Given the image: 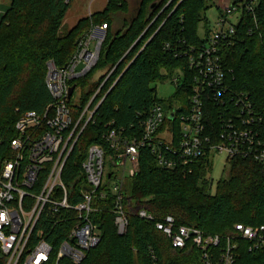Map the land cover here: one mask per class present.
I'll use <instances>...</instances> for the list:
<instances>
[{"label": "trees", "instance_id": "16d2710c", "mask_svg": "<svg viewBox=\"0 0 264 264\" xmlns=\"http://www.w3.org/2000/svg\"><path fill=\"white\" fill-rule=\"evenodd\" d=\"M71 2L12 0L0 19V159L12 155L9 145L16 137L15 123L20 116L27 111L42 112L52 102L45 82L48 62L64 67L75 53L78 40L91 28L101 22L108 29L117 14L129 11L127 0H107L101 11L80 18L67 32H62ZM231 3L238 7L235 34L229 41L221 42L219 54L230 73L227 84L234 91L249 94L260 118L257 133L264 144V0L258 1L254 12H247L241 0ZM208 7L206 0H140L134 15L124 21V28L106 31L96 65L69 82L80 92L76 103L73 97L68 103L75 120L88 104L89 110L94 111L62 172L70 203L80 202L79 189L85 182L82 163L88 147L98 144L110 154L104 136L112 127L123 128L127 135L140 133V122L153 104L160 103L153 83L181 71L183 83L176 86L173 100L176 104L187 103L192 72L186 53L190 47L204 44L210 33L205 16ZM201 23H204L203 37L198 34ZM97 73L100 74L94 80ZM206 104L209 126L216 131L219 122L216 103L211 100ZM87 117L81 119L78 130ZM156 158L148 146L139 148L138 171L129 178L130 186L125 183L123 209L128 223L123 235L117 233L114 223V198L107 184L102 186L100 190L107 194L94 199L90 216L99 229L100 240L80 264H203L198 249L173 248L170 240L156 229L155 222L167 215L173 216L179 226L197 228L222 239L236 223L264 225L261 164L247 158H225L228 175L214 181L209 176L212 161L208 155L196 160L190 168L173 170L158 166ZM141 210L154 220L139 217ZM73 215L74 212L65 211L54 216V222L49 224L52 216L43 214L40 221L43 225L38 226L53 248L51 260L46 264H55L57 246L67 237ZM239 244L235 264H264V248L251 253L246 242ZM223 245L221 240L218 247L209 249L213 259ZM5 262L0 254V264ZM59 264L73 263L62 259Z\"/></svg>", "mask_w": 264, "mask_h": 264}, {"label": "built area", "instance_id": "2783aa9c", "mask_svg": "<svg viewBox=\"0 0 264 264\" xmlns=\"http://www.w3.org/2000/svg\"><path fill=\"white\" fill-rule=\"evenodd\" d=\"M258 1L241 0V6L247 12H254ZM237 11L238 7L228 0L205 43L187 50L192 80L186 104L178 103L167 110L161 102L153 104L140 122L138 135L134 132L127 135L123 128H110L104 136L110 154L98 144L88 147L82 163L85 182L79 189L80 202L77 204L69 202L62 172L94 111L89 110L88 104L75 120L68 104L74 94L68 100L69 82L85 75L96 65L107 26H95L83 35L64 67L48 62L45 82L52 102L42 112L27 111L20 116L15 123L16 137L9 145L12 155L0 159V254L6 260L5 264L49 262L53 248L43 238V230L38 224L44 213L52 216L49 222L52 224L54 216L65 211L74 212L73 223L67 237L57 246L55 264L62 259L80 264L100 240L99 229L90 216L94 211V199L107 194V191L100 190L104 184L114 198L117 233L123 235L128 223L123 209L125 180L136 175L139 148L145 145L157 157L158 166L168 170L190 168L196 160L213 154L227 159L247 158L264 166V144L257 133L260 118L249 94L234 91L227 84L230 73L222 65L219 54L221 42L229 41L235 34L237 20L233 21L232 16ZM177 72L179 75L173 77L172 82L178 87L183 83L180 82L183 74ZM211 100L216 103L219 118L216 131L207 120L206 103ZM86 116L85 124L78 130L81 119ZM173 123H176L177 131ZM106 158L117 169V174L114 171L106 173ZM137 215L154 220L144 210ZM61 219L65 218L61 216ZM155 227L170 240L173 248L190 246L198 249L203 264H235L240 241L246 242L247 251L251 253L264 248V225L236 223L223 239L218 235H206L197 228L179 226L171 215L155 222ZM221 240L224 245L213 259L209 249L218 247Z\"/></svg>", "mask_w": 264, "mask_h": 264}, {"label": "rangeland", "instance_id": "374dc122", "mask_svg": "<svg viewBox=\"0 0 264 264\" xmlns=\"http://www.w3.org/2000/svg\"><path fill=\"white\" fill-rule=\"evenodd\" d=\"M140 0H127L129 11L127 14H117L115 18L114 23L112 26L103 32V34H106V31L108 32H115L117 30H120L124 25V21L128 22L129 19L134 15L135 9L137 8ZM228 0H206L207 5L209 6L206 10L205 16L207 17V28L212 30L216 24V20L218 18V15L223 12L224 5L227 4ZM107 3V0H72L71 6L68 10L67 16L65 17L63 21V25L61 27L62 32H67L76 22L79 18L83 17L84 15H89L90 13L101 11ZM238 14H234L232 16V20L236 21L238 19ZM102 25V23H98L97 26ZM198 34L200 37L204 36L205 30H204V23H201L198 27ZM98 33V32H97ZM106 69L103 70V72ZM97 73L95 75L94 80L98 77ZM178 72H174L173 75L170 78H167L165 81L162 82H156L153 83L152 86L155 87L156 91V97L161 102L163 108L167 110L170 105H176L175 100H173V94L176 90V86L173 85V77L176 78L178 76ZM80 96V92L78 89L75 90L73 94V100L75 103L78 101ZM225 158L222 155L213 154L210 156V159L212 161V170L209 174L210 177L214 181L219 180L221 177H226L228 175V165L225 163ZM105 171L106 173L109 171H114V173L117 172V169L112 166L111 162L108 158H106L105 161ZM117 174V173H116ZM127 186H130V180H125Z\"/></svg>", "mask_w": 264, "mask_h": 264}, {"label": "crops", "instance_id": "0c3cea01", "mask_svg": "<svg viewBox=\"0 0 264 264\" xmlns=\"http://www.w3.org/2000/svg\"><path fill=\"white\" fill-rule=\"evenodd\" d=\"M12 0H0V19L1 17L4 15V13L6 12V10L9 8L10 4H11ZM87 15H84L83 17H85ZM82 18V17H81ZM80 19V18H79ZM78 19V20H79ZM77 20V21H78Z\"/></svg>", "mask_w": 264, "mask_h": 264}, {"label": "water", "instance_id": "95a60500", "mask_svg": "<svg viewBox=\"0 0 264 264\" xmlns=\"http://www.w3.org/2000/svg\"><path fill=\"white\" fill-rule=\"evenodd\" d=\"M74 89H75V86H71V87L69 88L70 91H69V93H68V100H70V98H71L73 92L75 91Z\"/></svg>", "mask_w": 264, "mask_h": 264}]
</instances>
